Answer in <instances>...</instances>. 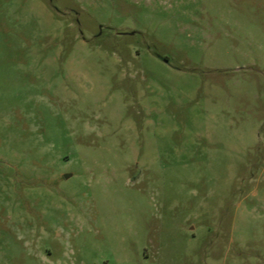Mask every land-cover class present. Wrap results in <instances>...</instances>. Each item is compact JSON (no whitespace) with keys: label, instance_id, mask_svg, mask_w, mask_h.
I'll return each mask as SVG.
<instances>
[{"label":"rangeland","instance_id":"1","mask_svg":"<svg viewBox=\"0 0 264 264\" xmlns=\"http://www.w3.org/2000/svg\"><path fill=\"white\" fill-rule=\"evenodd\" d=\"M0 264H264V0H0Z\"/></svg>","mask_w":264,"mask_h":264}]
</instances>
